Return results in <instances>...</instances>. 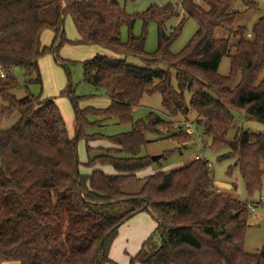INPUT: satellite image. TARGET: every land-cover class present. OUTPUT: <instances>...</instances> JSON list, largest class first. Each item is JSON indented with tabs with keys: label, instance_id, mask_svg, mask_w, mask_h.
Returning a JSON list of instances; mask_svg holds the SVG:
<instances>
[{
	"label": "trees",
	"instance_id": "trees-1",
	"mask_svg": "<svg viewBox=\"0 0 264 264\" xmlns=\"http://www.w3.org/2000/svg\"><path fill=\"white\" fill-rule=\"evenodd\" d=\"M199 1L182 0V16L167 30L166 21L180 16L171 1L152 3L131 15L113 0H0V122L16 117L11 126L0 128V264L111 262L108 250L119 225L140 210L156 220L159 244L148 252L143 243L130 263L264 264V241L255 253L243 247L249 209L231 193L214 189L206 159L195 157L168 172H153L138 191H124L140 179L136 172L152 162L139 154L148 141L144 132L168 122L152 111L133 119L141 97L153 93L160 94L171 118H185L192 110L211 136V146H227L222 157L235 160L249 196L262 187L264 135L239 129L231 139L225 136L233 127L234 111L264 124V16L246 36L245 27L235 25L242 11L232 9V0ZM242 1L249 8L257 6L256 1ZM67 14L77 32L73 40L64 34ZM186 16L195 20L196 31L182 49L171 52L169 45ZM137 19L143 29L149 22L157 25L153 52L144 50L143 34L131 33ZM123 26L126 41L121 39ZM217 29L238 37L232 52L229 38L215 36ZM45 30L52 35L49 45L41 43ZM65 43L109 51L81 62L83 79L104 91L107 106L79 108L69 85L77 125L73 136L53 98L31 93L17 98L12 91L18 86L15 68L34 70L29 81L40 83V57L50 53L56 58ZM127 56L143 65L128 62ZM223 56L229 58L227 75L218 73ZM110 118L131 129L98 133L111 145L91 148L84 129ZM79 138L86 146L87 172L79 169Z\"/></svg>",
	"mask_w": 264,
	"mask_h": 264
},
{
	"label": "rangeland",
	"instance_id": "rangeland-1",
	"mask_svg": "<svg viewBox=\"0 0 264 264\" xmlns=\"http://www.w3.org/2000/svg\"><path fill=\"white\" fill-rule=\"evenodd\" d=\"M121 4L125 11L131 15L141 14L150 4L156 3L162 5L167 1H171L179 11V17L169 18L165 25L169 30L176 26L178 20L182 16L180 3L182 0H113ZM257 2L256 7H247L242 0H232V9L242 11V14L236 19L235 25L244 26L247 36L255 21L264 16V0H253ZM201 2V0L199 1ZM63 28L65 37L68 39L77 38V32L74 28L70 15H65L63 19ZM197 28L194 19L185 17L182 28L175 39L170 43L169 50L171 52H178L182 49L188 41L192 38ZM133 35H144V50L146 52H153L157 47V25L154 22H149L143 29L142 23L137 19L131 29ZM215 36L220 38H229L232 46L237 42L238 37L231 35L227 31L217 29ZM128 37V29L123 26L121 28V39L126 41ZM51 37L48 32L41 35V43L49 45ZM95 52H98L97 45L85 44H63L58 51V56L50 53H44L40 57L38 68L41 82L29 81V78L35 77L34 70H24L22 68H15L13 75L18 81V86L12 91L17 98L23 97L27 93L35 96L50 97L54 99L60 112L63 115L65 125L71 136L74 135L73 126L76 125L74 116V109L70 96L68 95L69 85L73 90L72 95L78 96L77 106L79 108L85 106H94L102 108L108 105L109 100L103 90H97L90 83L85 81L82 76L81 62L87 58L92 57ZM65 60L61 64L60 60ZM127 61L138 66L143 64L134 57L127 56ZM229 72V58L223 56L218 65V73L227 75ZM264 74V71H263ZM172 85L176 87L174 73L171 79ZM190 93H185V99L188 100ZM2 102L0 101V104ZM152 111L165 120L166 123L154 127L150 131H145L144 136L148 140L140 146L139 154L152 156H159L156 160L144 169L138 171L136 174L140 178L136 183L128 185L124 188L126 192H136L140 189L144 182V177L156 171L168 172L172 169L186 165L195 157H202L210 163L209 172L213 179L214 189L222 192H229L243 202H257L261 196L264 195V177L262 179V187L259 192L249 196L244 188L242 178L239 173L238 166L235 160L230 157H222L228 150L226 145L219 147L211 146V136L203 132L201 125L196 122L197 114L190 111L187 117L171 118L167 115L166 110L161 105V97L159 93L144 94L139 104L132 110L133 119H143L147 117L148 113ZM233 127H231L225 138L231 139L239 129L248 130L251 132L261 133L264 135V124L253 119L244 117L240 112H233ZM90 120L94 118L89 117ZM16 120V117H10L0 122V128H7L11 126ZM190 124L192 131L189 133L185 130L184 124ZM181 126H180V125ZM179 125V126H177ZM131 129L128 123H119L115 118H110L101 125H96L84 129V132L90 133L86 136L92 143H99L102 133L103 135H115ZM73 131V132H72ZM179 140H177L175 137ZM190 138V139H189ZM189 139V140H188ZM104 143V142H102ZM101 143V144H102ZM77 155L79 161L86 159V146L83 138H79L76 143ZM92 156V152L90 153ZM222 157V158H221ZM228 168H231L228 171ZM140 172V173H139ZM145 175V176H144ZM140 176V177H139ZM144 176V177H143ZM248 227L245 232L244 250L247 253H255L260 248L264 241V208L260 204L254 208L249 209ZM158 234L154 227L151 234L144 242V248L148 252H153L158 244ZM9 264V263H6Z\"/></svg>",
	"mask_w": 264,
	"mask_h": 264
},
{
	"label": "crops",
	"instance_id": "crops-1",
	"mask_svg": "<svg viewBox=\"0 0 264 264\" xmlns=\"http://www.w3.org/2000/svg\"><path fill=\"white\" fill-rule=\"evenodd\" d=\"M44 32H48L50 37H52L50 31L45 30L43 31V33ZM97 47H98V52L109 53V51H106L105 49L99 46ZM76 126L77 125L73 126V130L76 129ZM88 145L91 148H96L98 146L107 147V146H110L111 144L105 139H101L100 142L96 144L95 143L93 144L92 141L89 140ZM91 152L93 156L96 151L95 149H93L91 150ZM85 153H86V159L83 161H80L81 165L79 166V169L81 172L88 171V169L85 168L83 165V162L87 160V151ZM102 169L107 173L114 172L113 168L110 166H103ZM156 225H157L156 220L146 210H140L134 213L133 215H131L130 217H128L121 225H119L117 229L116 236L112 240L111 245L108 250V257L111 260V262H107L105 264H139L138 262L130 263V257L134 256L139 251V249L145 242L146 238H148L149 234H151V232L153 231L154 227L156 228ZM6 263L18 264L17 261H8V262H3L2 264H6Z\"/></svg>",
	"mask_w": 264,
	"mask_h": 264
},
{
	"label": "built area",
	"instance_id": "built-area-1",
	"mask_svg": "<svg viewBox=\"0 0 264 264\" xmlns=\"http://www.w3.org/2000/svg\"><path fill=\"white\" fill-rule=\"evenodd\" d=\"M4 75L3 71L0 69V77H2ZM184 127H185V130L187 132H191L192 131V128H191V125L186 123L184 124ZM207 167L209 168L210 167V163L207 162ZM260 204V206H262L264 208V195L260 197V199L255 202V203H251V202H245V206L248 208V209H251V210H254L255 207H257L258 205Z\"/></svg>",
	"mask_w": 264,
	"mask_h": 264
},
{
	"label": "water",
	"instance_id": "water-1",
	"mask_svg": "<svg viewBox=\"0 0 264 264\" xmlns=\"http://www.w3.org/2000/svg\"><path fill=\"white\" fill-rule=\"evenodd\" d=\"M158 157H159V156H152V157H151V160L154 161V160H156Z\"/></svg>",
	"mask_w": 264,
	"mask_h": 264
}]
</instances>
